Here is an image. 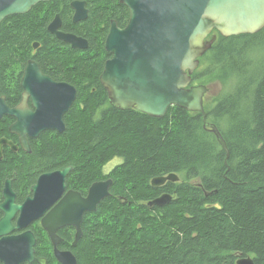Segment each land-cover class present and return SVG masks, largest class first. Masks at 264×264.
<instances>
[{
    "label": "trees",
    "instance_id": "16d2710c",
    "mask_svg": "<svg viewBox=\"0 0 264 264\" xmlns=\"http://www.w3.org/2000/svg\"><path fill=\"white\" fill-rule=\"evenodd\" d=\"M46 3L45 16L37 11L40 2L0 25V63L9 66L0 88L9 103L16 100L17 71L33 42L41 41L38 60L67 67L80 80L78 96L66 114L65 131L43 132L32 140V153H4L0 184L14 172L24 178L63 166L72 167L74 180L89 182L119 157L123 161L106 174L113 183L99 208L102 217L84 228L78 264H236L239 254L264 264V28L227 37L215 30L216 41L192 75L193 84L216 80L225 87L220 99H206L204 107L207 122L221 127L226 158L200 112L173 105L157 118L110 103L99 82L108 55L104 36L111 18L119 23L128 18L124 3L88 0L87 19L66 20L88 38L84 51L63 47L47 31V16L59 4ZM11 120L0 118V139L13 137ZM169 173L180 179L152 185L153 178ZM163 191L175 193L171 202L149 207Z\"/></svg>",
    "mask_w": 264,
    "mask_h": 264
},
{
    "label": "water",
    "instance_id": "95a60500",
    "mask_svg": "<svg viewBox=\"0 0 264 264\" xmlns=\"http://www.w3.org/2000/svg\"><path fill=\"white\" fill-rule=\"evenodd\" d=\"M52 0H0V22L8 16L26 14L40 2ZM129 9V19L125 27L112 21L105 40V49L111 57L105 62L100 81L108 91L110 103L121 109L133 108L153 117H163L173 105L203 114L204 126L216 135L222 148L229 156V148L219 128L206 120L204 98L209 86L193 84L192 75L200 64V58L212 47L217 39L216 30L223 36L254 34L264 28V0H122ZM86 17L77 15L74 20ZM57 19L49 30L60 39L76 46L81 39L56 31ZM34 61L25 67L22 84L25 93L22 102L11 107L6 97L0 95V118L9 115L15 121L9 132L19 137L22 147L30 151L28 136L35 138L48 129L65 130L63 113L76 98L77 91L69 86L66 97L57 95L54 90L44 88L50 82ZM53 82V81H52ZM64 84H55L53 87ZM65 86V85H64ZM29 96L32 106L28 105ZM64 105L59 102L64 101ZM58 109H61L58 111ZM3 145L17 147L6 137L0 139V159ZM42 175L33 187L35 198L23 205L14 203L12 191L0 204L5 212L0 220V261L5 264H18L22 244H28L23 237L33 236L26 232L9 236L15 229L12 224L17 211H20L18 228L23 223L38 218L50 202L53 177L61 175L62 180L70 171ZM176 173L157 176L152 179L154 187L166 181H178ZM10 184L11 181H8ZM110 178L96 182L84 199L86 210H95L103 198L110 195ZM8 187V185H7ZM6 187V190H7ZM170 194H162L148 201V206H162L171 202ZM47 226V225H46ZM48 227V226H47ZM80 232L78 233L79 236ZM2 237V238H1ZM35 240L30 243L33 246ZM236 264H255L251 255L239 254Z\"/></svg>",
    "mask_w": 264,
    "mask_h": 264
},
{
    "label": "flooded vegetation",
    "instance_id": "af4514ba",
    "mask_svg": "<svg viewBox=\"0 0 264 264\" xmlns=\"http://www.w3.org/2000/svg\"><path fill=\"white\" fill-rule=\"evenodd\" d=\"M58 3V8L54 9L52 14L47 16V22H46V29L47 31L55 36L59 41H62L66 45L63 47L65 48H72L79 51H84L89 46V40L84 35V33L80 30L73 31L71 27L68 28L69 25L67 24V19H70L72 23H79L81 21H84L88 18L89 15V6H88V0H52ZM122 2V0H120ZM49 2V1H47ZM67 2V8L64 9L66 12H64L63 8L66 5ZM43 3V2H41ZM44 2V4L40 5L37 9L39 13H42L43 16L46 15V12L49 9L48 4ZM123 3V2H122ZM127 7V6H126ZM128 8V7H127ZM65 13V15H62ZM129 12V9H128ZM77 13V15L84 16L86 14V17L80 20L75 21L74 16ZM130 13V12H129ZM5 17L1 22L0 25L3 24V22H6V19L9 18ZM57 19L56 23V31L64 33V34H70L73 35L81 41L76 42L77 45L73 46L72 44L64 41L63 39H60L55 33L51 32L49 30V26ZM128 18L125 22L119 23L116 19L111 18L109 21L108 29L104 36V48H105V40L108 35L110 26L112 21H116L118 26L123 28L126 26ZM42 46L41 41H35L32 44V49L28 56L25 57L23 61V65L19 67L18 72L19 75V89H18V96L16 97V100L12 103H9L7 100V95L4 93L0 88V95L6 97V101L9 106L15 107L19 105L22 100L25 93V87L22 84L23 77H24V71L25 67L27 66V63L29 61H34L38 63L42 73L46 76H48L50 79V82L44 83V88L50 89L51 91L54 90L57 95H60L62 97H66L69 94L68 87L72 86L76 89L77 94L74 102L75 103L77 96H78V85H76L75 81H80L79 79L75 80L71 77V73L69 72L67 67H62L60 69L57 68V66L50 62L49 64L43 66L41 62L38 60L41 56H39V49ZM106 50V49H105ZM64 51V50H63ZM108 55L104 58L103 68L105 62L111 57V54L107 51ZM65 56V53L63 54ZM66 59H71L69 62H72V55H66ZM4 62L6 61L3 60ZM55 68L57 70H55ZM103 71V69H102ZM101 71V73H102ZM3 72L9 73V66L8 63H0V85L2 82V74ZM100 73V75H101ZM100 75H99V82L101 86L103 84L100 81ZM55 84H64L60 86L53 87V82ZM104 90L107 93L108 91L103 86ZM109 97V96H108ZM64 101L59 102L60 105H64ZM110 101V100H109ZM28 105L30 108H33L32 106V98L29 96ZM71 105V107H72ZM70 107V108H71ZM70 108L63 113V120L65 122V129H66V114L70 110ZM33 110H36V108H33ZM61 109H58V111ZM6 117L12 118L11 124L15 121V118L9 115H5ZM8 127V128H9ZM65 131V130H64ZM45 132H49V134H53L54 132L60 133L58 130L55 129H48L45 130ZM12 134V133H10ZM42 134V133H41ZM40 134V135H41ZM12 138H8L9 140L13 141L14 144L17 147H12L11 145H3L2 148V158L4 156V153H7L9 151L14 153L19 152H27L32 153V140L36 139L38 137L32 138L28 136L29 144H30V151L25 150L21 142L19 140L18 135L12 134ZM67 167L71 166H63V167H57L53 168L47 171L39 172L36 175L31 174H25L22 176H25L24 178H18L16 172H14L11 176L5 177L0 184V204L5 202L6 197L4 196V192L8 196L11 195V191L14 196V203L16 205H23L28 201V199H34L35 198V191L33 190V187L38 183L39 178L42 175L48 174V173H55L58 171H62ZM115 166L111 167L110 171ZM72 167L70 171L66 174L64 179L62 180L61 175H57L54 178V182L52 183V186L50 188L51 196H50V202L48 206L46 205L44 208L40 209L39 211H43L42 214L32 220L23 223V226L18 228V220L20 217V211H17L14 218L12 219V224L15 226V229L12 230L9 233V236H18L21 234H24L26 232H32L33 236H25L23 237V240H25L28 244H22V250L25 251L18 261V264H78L79 255L78 252L79 248V242L84 236V228L87 226V223L94 218H97V216L102 217V213H99V208L105 198H103L101 201H99L96 205L95 210H86L85 204L83 202L84 199L88 198L90 194V188L91 186L96 182H103L111 177L107 176L106 174H109V172L105 171V167L103 168L102 172L100 173L101 176H98L89 182H78L77 180H74L73 175L71 174ZM112 179V178H111ZM8 181H11L9 184ZM168 182H174V181H166L164 184H162L160 187H163ZM177 182V181H175ZM8 185V187H7ZM7 187V190H6ZM110 195L112 192L111 186H110ZM162 194H170L172 196V199L175 195V193L170 191H163L158 196ZM109 195V196H110ZM157 196V197H158ZM120 197V195H118ZM117 197V198H118ZM154 199V198H153ZM152 200V199H151ZM98 213V214H97ZM5 212L0 209V220L4 217ZM48 227H47V226ZM80 232L79 236L78 233ZM2 238V237H1ZM32 240H35L34 245L30 247V243ZM0 264H5L0 261Z\"/></svg>",
    "mask_w": 264,
    "mask_h": 264
},
{
    "label": "rangeland",
    "instance_id": "374dc122",
    "mask_svg": "<svg viewBox=\"0 0 264 264\" xmlns=\"http://www.w3.org/2000/svg\"><path fill=\"white\" fill-rule=\"evenodd\" d=\"M206 84L209 86V90H208L207 94L205 95V100L206 99H211V100L214 99V101H217L218 99H220L223 96L224 93H222V92L225 90V87L222 83L215 80L212 82H208ZM122 161H123V159L119 158V157L113 159L110 163H108L105 166V171L109 172L111 167L120 164Z\"/></svg>",
    "mask_w": 264,
    "mask_h": 264
},
{
    "label": "bare ground",
    "instance_id": "6f19581e",
    "mask_svg": "<svg viewBox=\"0 0 264 264\" xmlns=\"http://www.w3.org/2000/svg\"><path fill=\"white\" fill-rule=\"evenodd\" d=\"M127 20V19H126ZM239 55V54H238ZM107 99V98H106ZM106 101V100H105ZM238 138V137H237ZM232 141V140H231ZM224 153V152H223ZM228 164V163H227ZM235 168V167H234Z\"/></svg>",
    "mask_w": 264,
    "mask_h": 264
}]
</instances>
